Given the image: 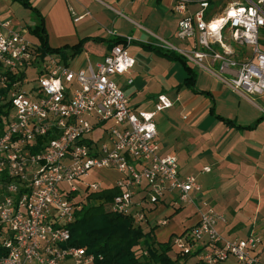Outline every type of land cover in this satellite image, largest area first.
Listing matches in <instances>:
<instances>
[{
	"label": "built area",
	"instance_id": "built-area-1",
	"mask_svg": "<svg viewBox=\"0 0 264 264\" xmlns=\"http://www.w3.org/2000/svg\"><path fill=\"white\" fill-rule=\"evenodd\" d=\"M216 1L211 7L210 0H176V37L190 47L161 39L154 46L178 53L232 91L263 96L264 0ZM10 26L0 18V108L8 105L0 134V264H94V255L68 243L87 195L105 189L86 180L97 171L121 175L109 210L137 224L145 219V204L173 197L185 205L201 193L194 175L180 173L175 156L160 154L155 116L172 107L171 100L159 95L153 111L135 110L115 80L135 64L131 38L95 65L74 70ZM237 49L247 50L242 59ZM31 70L39 86L25 92ZM138 192L143 197L136 210ZM220 221L224 216L203 201L197 223L172 237L184 264H264L260 235L225 239L216 228Z\"/></svg>",
	"mask_w": 264,
	"mask_h": 264
},
{
	"label": "crops",
	"instance_id": "crops-1",
	"mask_svg": "<svg viewBox=\"0 0 264 264\" xmlns=\"http://www.w3.org/2000/svg\"><path fill=\"white\" fill-rule=\"evenodd\" d=\"M27 2L31 8L16 0H0V18L9 21L13 31L25 33L34 44L41 45L30 31L41 20L51 48L75 46L89 39L83 51L67 64L74 70L100 62L112 48V39L131 38L128 53L135 64L129 73L115 78L131 107L153 111L159 95L172 102V107L165 110L163 124L157 122L159 113L155 116L160 154L175 156L180 173L194 175L202 191L193 193L192 202L185 205H178L173 197L155 206L145 204V219L138 225H145L142 229L146 232L152 230L158 242L167 243L197 223L198 207L207 201L224 216L225 221L216 227L219 234L225 239L260 235V256L264 259V95L232 91L216 76L190 62L195 81L188 86L180 60L148 47L160 39L179 48L190 47V42L176 37L180 20L174 12L176 0ZM196 5L192 4L190 10ZM260 48L264 52V28ZM246 52L237 49L235 56L242 59ZM128 79L133 80L131 85ZM100 131L97 129L96 134ZM101 171L104 181L111 182L102 183L103 187L114 188L121 175L100 170L91 176L93 181L103 174ZM142 197L143 193L138 192L134 203L137 205ZM161 219L167 220V225L157 226Z\"/></svg>",
	"mask_w": 264,
	"mask_h": 264
},
{
	"label": "trees",
	"instance_id": "trees-1",
	"mask_svg": "<svg viewBox=\"0 0 264 264\" xmlns=\"http://www.w3.org/2000/svg\"><path fill=\"white\" fill-rule=\"evenodd\" d=\"M16 1L31 8L27 0ZM219 3V1L210 0L211 7L218 6ZM30 31L40 40L41 45L39 46L43 54L59 55L66 65L70 60L75 59L83 51L85 44L90 41L83 39L75 46L51 48L48 45L47 34L41 20L40 24L31 28ZM110 43L113 47L125 44V40L114 38ZM148 47L168 58L180 60L188 76L185 84L194 85L193 70L184 57L174 51L155 46ZM7 107L8 105L0 108V134L5 126L4 117ZM118 193L116 188H111L87 195L86 204L76 214V220L70 226L71 239L68 245L85 248L94 255V264H184L182 258L174 251L171 240L167 243H160L156 240L152 230L144 231L132 217L113 214L109 210V204ZM4 254L5 251L0 246V256Z\"/></svg>",
	"mask_w": 264,
	"mask_h": 264
},
{
	"label": "rangeland",
	"instance_id": "rangeland-1",
	"mask_svg": "<svg viewBox=\"0 0 264 264\" xmlns=\"http://www.w3.org/2000/svg\"><path fill=\"white\" fill-rule=\"evenodd\" d=\"M27 38H29V37H27ZM192 65H194L192 62H190ZM199 68V67H198ZM38 77H37V74L34 72V71H29L28 72V82L29 83H27V84H25L24 86H23V91H25V92H29L30 90H31V88L32 87H35V88H37L38 86H39V84H38ZM166 113H167V111H164V112H160L158 115H157V122H158V124H163L164 122H165V120L164 119H166ZM103 174H101L100 176H99V178L98 179H96V181H98L99 180V182L101 181V183H103V185H110L111 184V182L110 183H106L105 181H104V178H102L103 177V175H104V172L103 171H101ZM87 181H90V182H92L93 181V179H92V177H89V178H87L86 179ZM107 182H109V181H107ZM142 228H146V226L145 225H142ZM198 258V256L195 258V260ZM226 264H233L231 261H229L228 263H226Z\"/></svg>",
	"mask_w": 264,
	"mask_h": 264
}]
</instances>
